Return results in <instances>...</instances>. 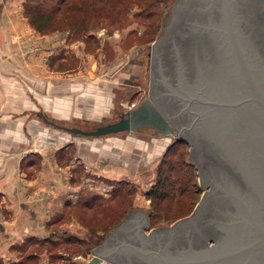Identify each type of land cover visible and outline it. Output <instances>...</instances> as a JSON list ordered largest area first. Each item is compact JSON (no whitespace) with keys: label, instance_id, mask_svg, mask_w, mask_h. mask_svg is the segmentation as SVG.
I'll use <instances>...</instances> for the list:
<instances>
[{"label":"crops","instance_id":"0c3cea01","mask_svg":"<svg viewBox=\"0 0 264 264\" xmlns=\"http://www.w3.org/2000/svg\"><path fill=\"white\" fill-rule=\"evenodd\" d=\"M20 4L0 0V264L31 252L35 264H50L46 244L87 239V215L80 209L97 195L88 184L91 176L130 180L134 148L128 134L103 137L109 133L65 128L93 129L111 119L116 92L104 84L114 88L118 82L115 65L109 64L104 78L59 68L62 57L44 36L27 39ZM142 174L149 182L152 175Z\"/></svg>","mask_w":264,"mask_h":264},{"label":"water","instance_id":"95a60500","mask_svg":"<svg viewBox=\"0 0 264 264\" xmlns=\"http://www.w3.org/2000/svg\"><path fill=\"white\" fill-rule=\"evenodd\" d=\"M242 7V0H205L204 10L217 13V17L211 15L209 20L198 22L213 38L211 89L207 88L204 95L177 93L189 109L196 97L207 107L202 112L214 111L210 119L218 122L219 131L226 137L222 140L233 154L230 160L250 187L244 193L233 192L232 197L241 203L238 212L232 213L230 222L224 225L230 236L199 248L190 245L173 250L169 243L153 246L150 236L155 231H170L192 213L170 224L150 228L147 210L131 208L91 250L84 264H123L120 260L127 264H264V50L253 32L244 28L246 18ZM146 68L145 65V72ZM170 121L149 95L136 106L125 109L118 120L93 129L65 128L85 135H102L149 127L152 134L176 138L172 127L178 128ZM178 131L182 137V131ZM137 214L144 216L140 238L120 237L118 231ZM147 228H150L148 232L144 230Z\"/></svg>","mask_w":264,"mask_h":264},{"label":"flooded vegetation","instance_id":"af4514ba","mask_svg":"<svg viewBox=\"0 0 264 264\" xmlns=\"http://www.w3.org/2000/svg\"><path fill=\"white\" fill-rule=\"evenodd\" d=\"M242 2L246 18L244 28L253 32L264 50V0ZM204 6L205 0H175L165 15L160 33L138 61L147 67V96L150 95L160 110L171 118V125L178 129L172 127L176 138L163 133L152 134V129L144 131L145 127L137 128L131 133L142 134L147 140L155 137L180 140L187 146V160L194 167L196 183L201 188L200 198L189 218L170 231H155L150 236L153 246L169 243L173 250L190 245L199 248L223 237L228 238L230 234L225 232L224 225L230 222L232 213L238 212L237 206L241 203L232 195L236 190L243 193L250 190L248 183L230 160L233 154L226 141L222 140L226 137L219 131L218 122L210 119L214 111L208 109L202 112L206 106L196 97L193 107L189 109L184 104L185 100L177 95L188 92L204 95L203 92H208L207 88L211 89L215 61L213 38L198 22L209 20L211 15L217 17V13L204 10ZM137 76L138 74H132L127 79L128 86L134 85ZM121 116L122 113L116 112L104 124L118 120ZM178 130L182 131V137ZM149 173L147 171L142 175ZM147 217L152 228L149 211ZM143 222L144 216L141 214L128 219L118 231L119 236L139 239V228ZM150 228L144 230L148 232ZM120 263L127 264L125 260H120Z\"/></svg>","mask_w":264,"mask_h":264},{"label":"rangeland","instance_id":"374dc122","mask_svg":"<svg viewBox=\"0 0 264 264\" xmlns=\"http://www.w3.org/2000/svg\"><path fill=\"white\" fill-rule=\"evenodd\" d=\"M34 1L21 0L19 5V8L23 10L25 21L29 24L28 32H26V35H29L27 39L30 38L31 34L35 37L44 36V39L47 40V46L55 47L57 49L56 56L62 57L59 65H57L59 68L65 67L71 72L82 71L89 75L91 73L92 76H100L102 73L110 72L108 66L114 63L115 68L112 70L118 82L113 85L114 88H110V85L105 87L106 84H104V89L107 92L112 89L113 92H116L113 108L109 113H123L125 109L136 106L147 97L148 71L145 72V65L138 61L143 58L153 40L160 33L165 15L173 0H75L74 8L76 11L71 13H74V19H77L73 25L54 27L51 25L52 22H47L50 26H45L43 31L36 29L24 12L25 7L29 6L30 3L34 4ZM43 1L41 8L44 10L49 7L51 1ZM82 4L84 5L81 7ZM78 8H82V10L86 8V11L83 13ZM84 17L86 18L85 26L82 27L79 23L81 21L78 20H84ZM58 23L62 24V22ZM132 74H138V76L134 79V85L128 86L127 79H130ZM102 77L106 76L103 75ZM150 129L145 127L144 131ZM114 133L115 135L128 134V145L130 148H134L132 158L135 160L133 164L136 174L128 181L120 179V177L117 180L102 175L91 176L88 184L94 188L92 191L97 192V197L100 199L95 203L92 211H87V244L76 243V248L73 249L75 244L68 245L65 241H59L53 245L51 250L65 251L68 247L71 248L69 251L71 254L80 252V255L74 257V261L71 255L70 260L74 264H84L91 250L105 238L111 229L121 222L131 208H144L152 213L153 223H151V227H156L170 224L190 213L201 195L200 192L198 199L191 202L189 201L191 196H184L180 199L177 198V194L176 199H174L171 194L173 192L170 191L168 197L160 201L158 207H155L153 205L154 199L148 195V192L156 182L157 170L164 157L165 149L169 143H172V140L170 138L159 139V137L147 140L144 135L131 134L127 130ZM106 135L103 137H111L112 134ZM166 165L164 163L163 166ZM175 166V174L173 173V175L177 179H182L180 174H183V171L182 168L179 169L180 164H175ZM147 169H150L149 174L152 176L149 182L144 183V178L140 174ZM181 179L177 180V187ZM182 183L186 184L185 188H190V182L187 184V182L182 181ZM117 185L121 187L123 192L119 194L117 201L111 200L112 192ZM127 199L128 202H126ZM164 205L166 206V213L163 211L162 206ZM123 207H126L127 210L122 213ZM155 211H158V214H155ZM94 234L100 238L96 239L93 237ZM48 245L46 244L45 248H48ZM56 263L62 264L63 260L57 259Z\"/></svg>","mask_w":264,"mask_h":264},{"label":"trees","instance_id":"16d2710c","mask_svg":"<svg viewBox=\"0 0 264 264\" xmlns=\"http://www.w3.org/2000/svg\"><path fill=\"white\" fill-rule=\"evenodd\" d=\"M50 1H51V4L49 5V7H47L48 11L46 12L45 10L47 9L43 10L41 8L42 7L41 5L44 3L43 0H40V1L35 0L34 4L36 5H34L33 3H30L29 6L25 7L24 12L29 17L32 25L40 31H43L46 28L45 26L47 25L50 26V24H47V22H52L51 25L54 27H58V26H63V27L68 26L69 27L70 25H73V22H75V19H77V18L74 19V16H73L74 13H71L73 11H76V9L74 8L75 0H50ZM83 5L84 4H82L81 7ZM85 9L86 8L82 10V8H78V10H81L83 13L86 11ZM83 13L82 15L85 16V14ZM85 20L86 18L84 20H78V21H81L79 23L82 27L85 26L84 24ZM57 22H62V24H59V23L57 24ZM187 154H188L187 146L184 145L180 140L172 141V143H170V145L164 152V157L157 170L158 174H157L156 182L151 188L152 190L150 189V191L148 192V195L152 196V198L154 199L153 205L155 207H158L161 203L160 201H163L168 197V194L170 193V191L173 192L171 194L174 197V199H176L177 194H178L177 198H180V199L183 198L184 196H191V198L189 197V201L191 202L196 201L198 199V196L201 192V188L196 183L195 169L188 162ZM164 163L167 164L165 167L163 166ZM178 163L180 164L179 169L182 168L183 174L182 173L180 174L182 179L180 178L181 181L178 182L179 186L177 187V180H180V179H177V177L173 175V173L175 174V168H176L175 164H178ZM182 181L187 182V184L188 182H190V188H185L186 184H183ZM122 192L123 191H121V187L117 185V187L112 192L111 200L115 199L117 201L119 198V194H121ZM99 199L100 198L97 197V195H91L87 199L83 200V206L80 209L81 216L82 214L83 216L87 215V211H92V209L95 206V203ZM169 199L171 198L169 197ZM126 202H128V199L126 200ZM162 207H163L164 213H166V210H165L166 206L164 205ZM126 210H127L126 207H123L121 211L123 213ZM155 214H158V211H155ZM149 217H150L151 223H153L152 213H149ZM93 237H95L96 239L100 238V236H98L97 234H94ZM66 240L67 241L65 242L68 245H72V243L75 244L74 245L75 247H73V249L76 248V243H81L84 245L87 244L86 242L87 240H83V239L79 240L76 237H67ZM58 242L59 241L57 242L54 241L48 245L47 250L50 252V257H51L50 264H60V263H56L57 259H62L63 260L62 264H74L70 260L72 254L69 251L71 250V248L67 247L65 251L68 252V254L66 255L61 254V253L59 254L57 251L51 252L53 245H55V243H58ZM35 259H36V255L31 252V253L25 254L19 260L14 261L10 264H35Z\"/></svg>","mask_w":264,"mask_h":264}]
</instances>
